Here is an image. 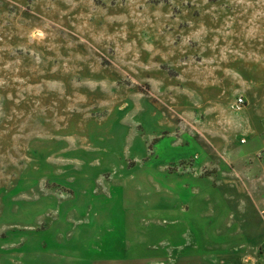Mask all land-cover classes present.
Here are the masks:
<instances>
[{"label": "rangeland", "instance_id": "obj_1", "mask_svg": "<svg viewBox=\"0 0 264 264\" xmlns=\"http://www.w3.org/2000/svg\"><path fill=\"white\" fill-rule=\"evenodd\" d=\"M0 264H264V0H0Z\"/></svg>", "mask_w": 264, "mask_h": 264}, {"label": "built area", "instance_id": "obj_2", "mask_svg": "<svg viewBox=\"0 0 264 264\" xmlns=\"http://www.w3.org/2000/svg\"><path fill=\"white\" fill-rule=\"evenodd\" d=\"M242 104H244V100H243V98L240 97L235 101V103L233 104V107L239 108Z\"/></svg>", "mask_w": 264, "mask_h": 264}]
</instances>
